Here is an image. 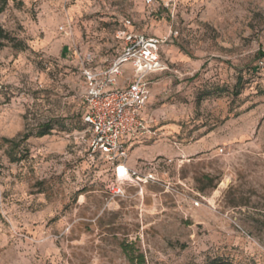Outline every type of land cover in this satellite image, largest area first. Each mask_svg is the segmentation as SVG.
<instances>
[{
    "label": "rangeland",
    "instance_id": "1",
    "mask_svg": "<svg viewBox=\"0 0 264 264\" xmlns=\"http://www.w3.org/2000/svg\"><path fill=\"white\" fill-rule=\"evenodd\" d=\"M125 20L174 35L127 164L155 182L115 197L81 68ZM0 27V264H264V0H9Z\"/></svg>",
    "mask_w": 264,
    "mask_h": 264
},
{
    "label": "built area",
    "instance_id": "2",
    "mask_svg": "<svg viewBox=\"0 0 264 264\" xmlns=\"http://www.w3.org/2000/svg\"><path fill=\"white\" fill-rule=\"evenodd\" d=\"M147 4L151 5L152 0H147ZM173 35L171 31L167 37H148L137 33L132 22L125 20L124 28L116 33L121 50L115 59L106 67L94 66L91 57H85L82 63L88 143L93 153L106 158L115 168L119 182L112 188L115 197L124 195L125 183L141 188L142 184L155 182L152 173L143 174L128 167L126 139L148 131L150 122L143 120L142 113L151 96L150 79L170 70L161 51Z\"/></svg>",
    "mask_w": 264,
    "mask_h": 264
},
{
    "label": "trees",
    "instance_id": "3",
    "mask_svg": "<svg viewBox=\"0 0 264 264\" xmlns=\"http://www.w3.org/2000/svg\"><path fill=\"white\" fill-rule=\"evenodd\" d=\"M8 4H9V0H0V15H2L5 12ZM10 43H16V40L12 39L10 34L8 32H6V30L4 28L0 27V48H4ZM17 45H19V47L21 49L24 48L23 44H17ZM119 45H120V43H119ZM161 58L169 66L167 60L163 57V49L161 51ZM258 58L259 59H263L264 58V52L263 51H259ZM85 114H86V112L83 114V122H84ZM84 125L87 127V125L85 123H84ZM52 130H53V124L51 122L46 123V124H44L43 126H41L39 128V132L37 133V137H39V138L45 137V136L49 135ZM24 139H27V137H25ZM7 142L10 143V144H13V145L18 143L16 140H7ZM141 258H142V256H141Z\"/></svg>",
    "mask_w": 264,
    "mask_h": 264
},
{
    "label": "crops",
    "instance_id": "4",
    "mask_svg": "<svg viewBox=\"0 0 264 264\" xmlns=\"http://www.w3.org/2000/svg\"><path fill=\"white\" fill-rule=\"evenodd\" d=\"M157 76H159V75H154V76H152L151 77V85H152V80L155 78V77H157ZM121 85L123 86L124 85V80L122 79L121 80ZM150 88H151V86H150ZM142 118H143V120H145V121H148V122H150V120L148 119V118H146L145 117V113H144V111H143V113H142ZM151 135H155V133L154 132H151V130H150V125L148 124V131H146L145 133H143V134H139V135H136V136H131V137H128L127 139H126V143H127V145H128V148H129V154H130V148H131V143L132 142H134V141H136L137 139H141V138H144V137H146V136H151ZM129 164V163H128ZM132 169H134V167H132V166H130Z\"/></svg>",
    "mask_w": 264,
    "mask_h": 264
},
{
    "label": "bare ground",
    "instance_id": "5",
    "mask_svg": "<svg viewBox=\"0 0 264 264\" xmlns=\"http://www.w3.org/2000/svg\"><path fill=\"white\" fill-rule=\"evenodd\" d=\"M121 172H123V170H121Z\"/></svg>",
    "mask_w": 264,
    "mask_h": 264
}]
</instances>
